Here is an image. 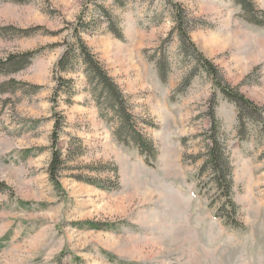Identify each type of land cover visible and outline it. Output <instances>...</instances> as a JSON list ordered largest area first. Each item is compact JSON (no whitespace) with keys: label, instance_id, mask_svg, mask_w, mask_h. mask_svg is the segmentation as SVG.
Segmentation results:
<instances>
[{"label":"rangeland","instance_id":"rangeland-1","mask_svg":"<svg viewBox=\"0 0 264 264\" xmlns=\"http://www.w3.org/2000/svg\"><path fill=\"white\" fill-rule=\"evenodd\" d=\"M258 21L264 0H0V264H264ZM76 34L150 152L120 142L83 66L58 70ZM220 87L259 111L241 113ZM213 120L236 228L204 170ZM88 221L107 227L75 226Z\"/></svg>","mask_w":264,"mask_h":264},{"label":"trees","instance_id":"trees-1","mask_svg":"<svg viewBox=\"0 0 264 264\" xmlns=\"http://www.w3.org/2000/svg\"><path fill=\"white\" fill-rule=\"evenodd\" d=\"M255 23L256 25L264 26V22L262 21ZM14 60V58H10L9 62L13 63ZM79 65L84 67V72L90 81L91 86L94 87L93 98L96 99L95 102L97 101L98 107L101 108V106H103L102 103L104 102H102V100H104L109 112L111 111L113 113V119L116 121L117 125L115 134L120 142L124 144H135L141 149L143 154L145 153L144 151L150 152L151 150L148 146V141L141 133L136 132L135 127L133 126L134 124L131 122V117L125 110L124 99L120 94L118 87L104 71V68L101 66V64L95 60L86 43L80 36L76 34V40L66 45L64 53L58 61L57 67L61 73H69L75 71ZM206 71H208L209 74L214 73L213 68L209 65L206 66ZM63 85L67 86L66 83ZM220 89L228 99L236 102L241 113L250 109L255 113L259 111L258 108H256L251 102L245 100L242 96H238L223 87H220ZM218 127L217 121L213 120L211 138L209 139V142L206 146V160L204 163V170L207 169L212 172L216 188L224 198L222 206L219 210L220 214L218 216L221 217L223 215L221 218H227L229 220L228 222L234 228H236L238 225L233 222L236 204L233 202V198L231 197L233 186L230 176L231 169L224 146L218 140ZM63 164L61 150L59 148H54L48 172L50 180L53 182L56 189H61V185L58 181V174ZM115 172L117 173V170H115ZM85 181L95 185L98 188H104L102 184L95 182L92 183L88 180ZM21 206L26 209L28 204L22 202ZM75 226L91 230H102L107 227L94 221H88L84 224H75ZM8 238L9 236L7 235L3 240H0V251L5 247L3 245L7 244L6 242L8 241Z\"/></svg>","mask_w":264,"mask_h":264}]
</instances>
